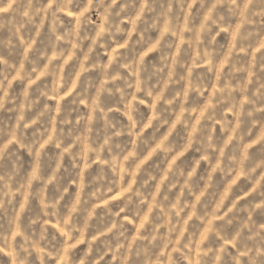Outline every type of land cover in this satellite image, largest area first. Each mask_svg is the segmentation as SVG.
<instances>
[{"label": "clouds", "instance_id": "obj_1", "mask_svg": "<svg viewBox=\"0 0 264 264\" xmlns=\"http://www.w3.org/2000/svg\"><path fill=\"white\" fill-rule=\"evenodd\" d=\"M0 264H264V0H0Z\"/></svg>", "mask_w": 264, "mask_h": 264}]
</instances>
